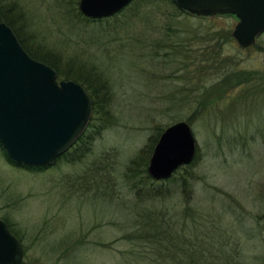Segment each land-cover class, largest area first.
I'll use <instances>...</instances> for the list:
<instances>
[{"label":"rangeland","instance_id":"1","mask_svg":"<svg viewBox=\"0 0 264 264\" xmlns=\"http://www.w3.org/2000/svg\"><path fill=\"white\" fill-rule=\"evenodd\" d=\"M21 2L28 12L14 26L30 50L57 53L60 73L74 64L109 83L81 149H72L79 136L37 169L9 162L0 147V218L21 241V264H264V32L240 47L229 15L159 3L100 28L53 0ZM169 29L178 41L158 49ZM181 120L198 148L188 204L178 180L186 165L168 182L146 178L159 135ZM160 185L170 195L143 196ZM159 210L175 215L161 219L160 237L145 219Z\"/></svg>","mask_w":264,"mask_h":264},{"label":"water","instance_id":"2","mask_svg":"<svg viewBox=\"0 0 264 264\" xmlns=\"http://www.w3.org/2000/svg\"><path fill=\"white\" fill-rule=\"evenodd\" d=\"M132 0H79L88 18H106ZM181 11L197 17L229 15L237 20L232 35L240 47L264 32V0H173ZM92 101L80 83L58 79L57 71L28 54L7 23L0 21V144L16 163L43 166L70 148L86 127ZM196 140L190 125L178 121L159 135L147 173L164 180L193 160ZM19 239L0 218V264H20Z\"/></svg>","mask_w":264,"mask_h":264},{"label":"trees","instance_id":"3","mask_svg":"<svg viewBox=\"0 0 264 264\" xmlns=\"http://www.w3.org/2000/svg\"><path fill=\"white\" fill-rule=\"evenodd\" d=\"M53 1L55 2V4L57 5L58 8L64 10V13L71 14V17L73 16L72 14H74V16H73L74 18H79L86 25L105 28V26L102 25L103 22L108 21V19L118 17V15L115 14V15L108 17V18L107 17L106 18H98V19L88 18V17L83 16L82 13L79 11L78 6H77L78 0H53ZM159 3H165L167 5H171V6H173L176 13H180L179 10L177 9V7L175 6L173 0H134L127 8L120 11L119 13L121 14L127 10H130V13H132L134 17H138L140 15L139 14L140 11H142V10H145L144 12L148 11L149 13H151L149 11V9L146 10V8L149 6H154L155 4H157V7H158ZM153 9H155V8L153 7ZM27 12L28 11H27L26 7L24 4H22L21 0H0V20L6 22L8 25H10L12 27L13 31L16 33L17 38L20 41V43L22 44V46L24 47V49L34 58H37V59L47 63L48 65L54 67V69L57 71V74L58 75L61 74L63 76V79H73L76 82L83 85L91 97L92 104H93V114H96L99 112H104L101 110L102 107L104 108V104H100V102H98V99L102 98L103 102H105V101L107 102V99H108L107 98L108 97L107 91H108L109 83L104 79L102 80V77H100L99 75L96 76L94 74L95 70L91 71L93 73H90L89 76H85L83 74V70H81V67H79V68L75 67L74 64H69L68 68L64 74L62 72L60 73L59 68H57L58 67L57 57L59 58L57 53H52V52L50 53L49 52L50 54L54 55V56H52L46 51V52H44L45 56L41 55L40 48H42V47L40 46V44L38 45V48H37L38 50L36 49L37 53H36V51L33 52L32 50H30L28 45L25 44L24 40L22 39L20 32H18V30L14 26V24L17 21H20V23H21V21L23 20L22 19L23 14H27ZM174 15L177 16L178 14H174ZM22 23H23V21H22ZM171 32H172V30L169 29V30L164 31L160 34L159 40L157 41V46H158L157 48L158 49H162L161 46H165L167 44L172 47L174 44V41H178V39H179L178 33H171ZM186 40L187 39L184 40L185 50L187 51V52L185 51L186 52L185 55L188 57L191 51L187 46ZM80 66H82V64H80ZM95 81L98 82L97 85H95ZM92 83H94V84H92ZM105 106H106V104H105ZM99 108H100V110H99ZM106 112L107 111H105V113ZM89 126H91V122L88 123L85 131H83V133L80 135L78 140L73 145L72 149L76 148L78 146L81 149L80 144H87L92 139L93 133L88 132ZM95 128H97V125H95ZM96 131H98V130H96ZM0 147L2 149H4L1 144H0ZM69 151H67L64 154H68ZM3 154L9 162L15 164V162L12 161L8 157L5 150H4ZM197 158H198V148L196 149L194 159L190 162V164L183 167V169L185 171H184L183 175L181 176V178L178 179L180 182V185H181V191H180L181 197L183 199V202L186 204H188L192 201V194H193V189H194V181L193 180H194L195 175H194V171L192 169H189V168H190V166L193 165V162L196 161ZM132 162L134 163V160ZM144 163L145 162H143L142 164H144ZM136 166H139V163H136ZM25 167L37 168V169L42 168L41 166H27V165H25ZM186 167H187V169H186ZM130 169L132 170V172L134 174H135V172H138V170H139V168H137V169L136 168H130ZM130 176L133 178L135 175L134 176L130 175ZM146 178L152 179L148 173H146ZM173 178H174V176L172 175L171 177L164 179L163 181L168 182V181H171ZM155 181H157V180H155ZM168 195H170V192L167 193V190L161 188V185L156 186V188H154L153 186H147L145 192L143 193V196H145L146 199H150V200H154L156 197L163 199L164 197H166ZM222 195H224V194H222ZM225 199H226V204H227V198H225ZM166 214H167L169 219L175 218L174 214L166 213L165 211H162V210L152 211V212L150 211L149 213H147L145 215V219L154 220L157 222V224H156L157 233L156 234L159 235V237L161 236L159 233L160 228L162 227L161 226V219H164ZM3 220L7 223L10 231L14 235H16L13 232V230L11 229L10 224L5 219H3ZM160 239L161 238H158V241H156V242H160Z\"/></svg>","mask_w":264,"mask_h":264}]
</instances>
